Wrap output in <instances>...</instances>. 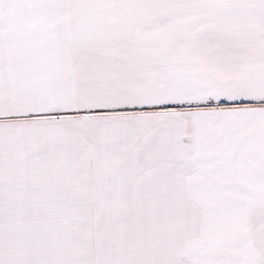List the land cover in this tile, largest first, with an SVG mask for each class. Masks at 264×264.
<instances>
[{
    "label": "snow or ice",
    "instance_id": "6c2138e0",
    "mask_svg": "<svg viewBox=\"0 0 264 264\" xmlns=\"http://www.w3.org/2000/svg\"><path fill=\"white\" fill-rule=\"evenodd\" d=\"M0 264H264V0H0Z\"/></svg>",
    "mask_w": 264,
    "mask_h": 264
}]
</instances>
